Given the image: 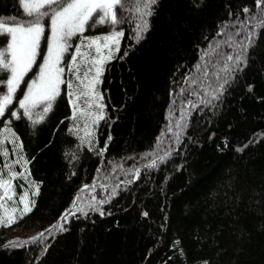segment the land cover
Wrapping results in <instances>:
<instances>
[{
	"label": "trees",
	"instance_id": "obj_1",
	"mask_svg": "<svg viewBox=\"0 0 264 264\" xmlns=\"http://www.w3.org/2000/svg\"><path fill=\"white\" fill-rule=\"evenodd\" d=\"M245 7L258 12L256 0H203L200 7L193 0H158L139 42L131 38L135 15L116 28L86 31L85 37L124 33L119 51L104 66L99 86L104 119L90 146L69 131L65 83L35 125L22 115L10 117L11 110L23 112L13 100L0 119V136L8 130L7 119L27 179L39 193L22 220L0 227V264H264V31L248 49L242 71H221L227 55L240 50L237 42L247 43L252 25L241 27ZM0 17L28 19L19 0H0ZM230 34L233 43H223ZM6 40L0 36V45ZM42 62L38 56L37 64ZM38 71L34 65L26 74L17 97ZM7 76L0 73V80ZM223 76L230 83L212 101L215 107L190 94L200 88L211 94ZM185 77L195 78L198 87L184 85L188 90L181 96L177 85ZM188 101L199 107H186ZM44 106L33 110L34 119ZM153 160L156 167L149 168ZM24 185L18 181L19 197ZM68 212L75 215L61 220ZM41 232L35 243L5 247Z\"/></svg>",
	"mask_w": 264,
	"mask_h": 264
},
{
	"label": "snow or ice",
	"instance_id": "obj_2",
	"mask_svg": "<svg viewBox=\"0 0 264 264\" xmlns=\"http://www.w3.org/2000/svg\"><path fill=\"white\" fill-rule=\"evenodd\" d=\"M24 14L28 19H18L17 17H0V36L6 37V43L0 45V73H8L6 80H0V85L6 86V92H0V119L5 118L6 112L9 111L10 106L15 99L19 105V109H22V114H18L17 110L10 111V117L20 119L21 115L27 117L33 125L40 123L44 120L47 113H49L53 107V103L56 98L60 96V85L67 83L69 88L70 103H73V116L72 119L76 120V114L78 112L83 114L82 107L76 103L84 97H89L87 101L88 107L99 109V112H89L88 115H95L96 121L103 119L104 105L100 102L103 97L97 91L95 85L100 82V77L103 74L104 65L106 62L114 58V51H119V39L124 35L120 30L109 32L104 36L85 37L83 34L99 26L111 25L116 28L117 25L127 23L133 15L137 18L135 26L133 28L132 39L139 42L143 39V34L148 31L149 17L154 15V6L158 5V0H19ZM196 7H200L203 0H193ZM257 13H253L248 7L243 9V12L247 15L246 20L241 21V27L247 28L249 24L252 25L250 34L247 36V43L237 42L236 46L240 49L235 55H227L226 63L223 64L221 71L223 73L234 74L237 71H242L243 67L247 66L248 62V49L255 43V38L259 35L260 31H264V0H256ZM131 10L129 16H125L124 12ZM237 19H239L238 14ZM224 29H227L229 25H222ZM46 29L48 30L46 33ZM223 33L218 32L217 35ZM236 32L235 35H239ZM79 36L81 43L79 45H73L71 41L74 37ZM42 40L46 42V52L42 47ZM223 43L232 44L233 36L230 34L226 41ZM112 45H115L113 49ZM75 47V55L71 56L70 61H66L65 54L70 48ZM95 48V55L92 54V49ZM103 49H108L107 54ZM207 54V53H206ZM127 55V52H125ZM42 56L43 62L37 64V57ZM79 58V63L77 62ZM65 64L67 71L77 77L80 81L79 85H75L72 81H66L62 79L66 67L61 66ZM34 65H37L39 71L35 78L27 83V90L24 92L23 97H17V90L20 88L24 78L28 72H30ZM75 65V68L72 67ZM84 66L85 71L81 76V66ZM243 66V67H241ZM197 71L200 68L197 67ZM94 72V75L92 73ZM204 77H208L209 73L207 69H204ZM223 83H219L213 88L211 94L207 89L200 88L193 91L191 95H198L201 97L200 103L205 106L211 105L212 101H218L223 95V91L230 81L227 76H223ZM85 81L87 84L85 85ZM81 85L84 86L81 90ZM188 88L198 87L195 78L191 80L185 77L184 81L177 85L180 88L178 95L183 96ZM204 97H209L205 100ZM45 104L42 113H36L39 118L34 119L33 110L40 104ZM186 107L191 106L193 108L199 107L198 104L188 101ZM8 124V134L13 139H16L15 133L12 131L10 123L7 119L4 120ZM178 127L182 125L178 124ZM78 125L74 131L78 129ZM87 128V125L85 126ZM90 136V133H88ZM81 145L85 143L84 137H78ZM179 138V136H177ZM111 139V137H109ZM7 137L5 136V142ZM251 143V141H250ZM248 145H244L246 148ZM107 149L105 144L104 149L98 150V154H102ZM91 150V149H90ZM237 151H243V148H238ZM6 150L0 147V155H6ZM66 155H68L66 153ZM163 162L165 157H159ZM149 168L156 167V161L153 160L148 165ZM7 168L11 175L7 179H4L3 169ZM23 174L16 173L12 170L11 165L0 164V187L5 188L3 195L7 197V191L10 189V182ZM33 193L36 195L39 193V188ZM87 185L85 189H87ZM14 191V189H12ZM115 195V193H113ZM95 199V198H93ZM19 203H23L24 207L20 210V216L17 218L14 215L6 217H0V227H10L13 223H16L18 219L22 220L25 215L32 211L35 206L34 201H30L27 198V194H22L19 197ZM100 203H103L102 201ZM76 201H73L75 206ZM0 205H4V202L0 200ZM7 207L6 205H4ZM93 210V205H89ZM83 214L87 215L83 209H77ZM15 211V209L13 210ZM68 215H75V212H68L63 214L60 219L66 220ZM101 215L103 212L101 211ZM147 216V213H144ZM59 231H67L62 225H54ZM51 231V229H46ZM44 233L41 232L39 236L32 237L29 241L13 240L8 241L5 247L24 246L28 243H35ZM175 244L178 246L179 241ZM47 248L43 249L46 252ZM207 264V261L204 262Z\"/></svg>",
	"mask_w": 264,
	"mask_h": 264
},
{
	"label": "rangeland",
	"instance_id": "obj_3",
	"mask_svg": "<svg viewBox=\"0 0 264 264\" xmlns=\"http://www.w3.org/2000/svg\"><path fill=\"white\" fill-rule=\"evenodd\" d=\"M102 37V36H101ZM78 39L79 42L73 44V45H79L81 43L79 37H74L73 39ZM122 38V37H121ZM121 38L119 39V46L121 42ZM73 41V40H72ZM71 41V42H72ZM113 49L115 48V45H112ZM92 54L95 55V48L91 50ZM104 53L107 54L108 49H103ZM118 51H114V56L117 54ZM75 55V47L71 49V56ZM69 60L66 61H70ZM112 60V59H111ZM79 63V58L78 61ZM109 62V61H108ZM106 62L105 65L108 63ZM104 65V66H105ZM66 67V71L62 77V79L66 81H72L75 85H79L80 81L77 79V77L67 71V66L62 65ZM73 68H75V65H72ZM85 71L84 66H81V76L83 75V72ZM94 75V72L92 73ZM101 80V77H100ZM87 84V81H85V85ZM100 82L95 85L97 91L101 95L100 89ZM65 87L67 90V98L69 100V105L71 108V115L73 116V103H70V97L68 95L69 93V88L67 86V83H65ZM81 90H83L84 86L81 85ZM61 88V85H60ZM102 96V95H101ZM89 97H84L80 101H76L82 109H83V114L78 112L76 114V120L74 121L71 116V129H74L76 125H78V129L72 131L77 137H84L85 139V144L87 146H90L93 143V140L95 138L96 130L99 125V123L104 119H100L97 122L95 115L89 116V112H99V109L95 108V105H93L92 108L88 107L87 101L89 100ZM103 104V100L100 101ZM103 116H104V108H103ZM87 125V128L85 127ZM90 133V136L88 135ZM5 136L7 137V141L5 142ZM0 147H3L6 150V155H0V164H8L11 165L12 170L16 173L23 174L22 176H18L16 179L12 180L10 182V189L7 191V197L3 195L5 192V188L0 187V200L4 202V205H0V217H6L9 215H14L15 217L20 216V210L23 209L24 205L23 203H19V194L17 193V184L18 181H22L25 185L22 187L24 189L23 194H27V198L30 201H33V198L37 195H33L37 191L36 185H33L31 182L28 181L27 179V165L26 161L22 156L21 149H20V144L17 141V139H13V137L8 134V130H4L0 136ZM3 174H4V179H7L11 173L8 171L7 168L3 169ZM14 189V191H12ZM15 209V211H13Z\"/></svg>",
	"mask_w": 264,
	"mask_h": 264
}]
</instances>
